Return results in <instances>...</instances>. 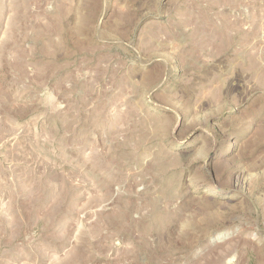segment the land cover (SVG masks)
<instances>
[{
    "label": "rangeland",
    "instance_id": "rangeland-1",
    "mask_svg": "<svg viewBox=\"0 0 264 264\" xmlns=\"http://www.w3.org/2000/svg\"><path fill=\"white\" fill-rule=\"evenodd\" d=\"M0 264H264V0H0Z\"/></svg>",
    "mask_w": 264,
    "mask_h": 264
}]
</instances>
